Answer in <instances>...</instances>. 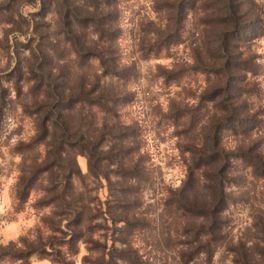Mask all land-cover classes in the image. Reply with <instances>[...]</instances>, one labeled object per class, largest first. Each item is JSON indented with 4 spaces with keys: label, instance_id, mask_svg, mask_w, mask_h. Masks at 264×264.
I'll list each match as a JSON object with an SVG mask.
<instances>
[{
    "label": "clouds",
    "instance_id": "obj_1",
    "mask_svg": "<svg viewBox=\"0 0 264 264\" xmlns=\"http://www.w3.org/2000/svg\"><path fill=\"white\" fill-rule=\"evenodd\" d=\"M0 264H264V0H0Z\"/></svg>",
    "mask_w": 264,
    "mask_h": 264
}]
</instances>
